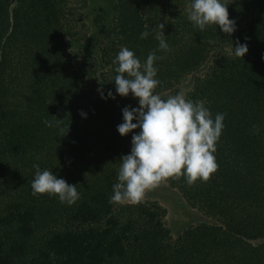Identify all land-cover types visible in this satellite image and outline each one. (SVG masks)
Returning <instances> with one entry per match:
<instances>
[{"label":"trees","instance_id":"1","mask_svg":"<svg viewBox=\"0 0 264 264\" xmlns=\"http://www.w3.org/2000/svg\"><path fill=\"white\" fill-rule=\"evenodd\" d=\"M83 34L81 0H0V264H264V0H117ZM151 183L197 215L176 239Z\"/></svg>","mask_w":264,"mask_h":264},{"label":"rangeland","instance_id":"2","mask_svg":"<svg viewBox=\"0 0 264 264\" xmlns=\"http://www.w3.org/2000/svg\"><path fill=\"white\" fill-rule=\"evenodd\" d=\"M81 2L83 5V36L85 39L81 40L78 46L80 52L84 56H87L96 48L94 46L97 45L101 36L107 30L112 19V9L117 0H81ZM93 44L95 45L93 46ZM139 123L141 127L142 120ZM135 136L137 142L140 137L139 132ZM157 147L158 145L156 144H146L142 145L141 148L134 146L132 149L136 153L151 152V154L156 155L159 151ZM132 200H143L159 204L166 211L165 225L173 239L179 237L185 230L194 226L196 223L197 215L192 207L188 205L179 190L170 188L167 184L160 185L151 183L132 198Z\"/></svg>","mask_w":264,"mask_h":264}]
</instances>
